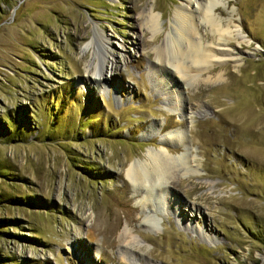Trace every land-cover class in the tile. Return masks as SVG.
Masks as SVG:
<instances>
[{
    "label": "rangeland",
    "instance_id": "1",
    "mask_svg": "<svg viewBox=\"0 0 264 264\" xmlns=\"http://www.w3.org/2000/svg\"><path fill=\"white\" fill-rule=\"evenodd\" d=\"M183 4L0 0V264H264V0L220 4L251 43L191 84L153 71ZM96 30L114 48L99 85ZM169 138L200 174L165 177L149 224L127 172Z\"/></svg>",
    "mask_w": 264,
    "mask_h": 264
},
{
    "label": "bare ground",
    "instance_id": "2",
    "mask_svg": "<svg viewBox=\"0 0 264 264\" xmlns=\"http://www.w3.org/2000/svg\"><path fill=\"white\" fill-rule=\"evenodd\" d=\"M229 1L183 0V6L176 9L174 13L173 31L167 32L163 43L154 50L153 71L158 79L174 83L175 78L177 82L179 80L186 84L198 83V78L204 73L215 75L216 73L213 72L217 66L228 62L234 63L237 68L241 65L242 50L239 47L250 45L251 41L245 35L241 20L235 19L233 15L227 20L220 18L222 17L220 4L227 6ZM154 11L153 5L144 15L142 24L146 31L152 33L153 38L161 30L165 31L164 24L160 26L159 23L161 13L156 15ZM201 26L206 27L210 32L200 33ZM234 43H237L239 47L234 46ZM109 48L108 37L103 31L96 30L94 38L85 48V51L91 54V60L87 65L90 83H101L106 77L105 73L112 69L114 57L112 49L114 48ZM210 78L213 79L209 76L207 80ZM222 78V74H219L215 80L219 81ZM172 83L171 85L175 87ZM175 111H179V108ZM263 120L264 118L261 119ZM261 121L259 124H262ZM173 135L175 136L174 144L171 143L170 138L161 142L164 153L148 151L144 156L145 159L134 162L127 172L128 178L135 185L145 188L146 198L143 208L146 216L143 221L149 224L154 222L153 215L164 194V189L161 187L165 183V177L171 178L172 175L177 174L181 178L188 179L200 174L198 166L193 167L189 164L197 162L193 155L187 158L171 156L168 149L172 144L187 148V140L182 135L174 133Z\"/></svg>",
    "mask_w": 264,
    "mask_h": 264
}]
</instances>
